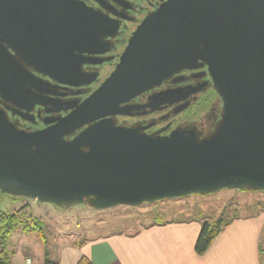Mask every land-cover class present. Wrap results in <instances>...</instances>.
Returning a JSON list of instances; mask_svg holds the SVG:
<instances>
[{"label":"water","instance_id":"95a60500","mask_svg":"<svg viewBox=\"0 0 264 264\" xmlns=\"http://www.w3.org/2000/svg\"><path fill=\"white\" fill-rule=\"evenodd\" d=\"M118 29L80 0H0V98L24 116L31 110L25 102L47 106V97L30 89L37 77L29 68L67 86L97 82L98 73L83 66L111 52L105 39ZM204 67L222 101L209 136L117 124L144 92ZM175 92L153 98L168 103ZM68 111L27 131L0 106V192L60 208L91 200L104 210L227 189L264 191V0H164L93 92L45 109Z\"/></svg>","mask_w":264,"mask_h":264},{"label":"flooded vegetation","instance_id":"af4514ba","mask_svg":"<svg viewBox=\"0 0 264 264\" xmlns=\"http://www.w3.org/2000/svg\"><path fill=\"white\" fill-rule=\"evenodd\" d=\"M87 6L101 12L106 18L119 25L114 38H106L111 43V52L92 57L96 64H84L83 71L98 73L97 82L84 87L67 86L36 73L35 85L30 89L47 97V106L33 105L30 113L24 116L17 106L0 100V106L7 111L10 120L20 129L36 131L47 127L50 117L65 116L68 112L48 114L45 109L55 108L60 104L83 101L112 72L128 40L137 26L164 0H80ZM86 56H88L86 54ZM109 59V60H108ZM36 87V89H35ZM38 89V90H37ZM168 103L156 101L153 97L164 91H174ZM133 109L130 115L117 116V124L138 128L147 134L168 135L177 128L195 129L201 137L212 134L222 114V101L216 93L207 69L185 70L167 78L160 86L152 88L130 102ZM8 106L10 108H8Z\"/></svg>","mask_w":264,"mask_h":264},{"label":"rangeland","instance_id":"374dc122","mask_svg":"<svg viewBox=\"0 0 264 264\" xmlns=\"http://www.w3.org/2000/svg\"><path fill=\"white\" fill-rule=\"evenodd\" d=\"M0 208L10 213L22 209L24 216L43 221L46 243L36 233L28 236L18 228L12 233L8 245L11 264H23L26 254L34 247L38 249L41 264L46 252L56 261L58 246L78 239L133 233L157 222L191 218L214 220L222 214L227 221L234 217H249L264 210V191L227 189L214 194L146 203L139 207L118 206L104 210H97L91 204L60 208L0 192ZM34 237L37 244L33 246L31 240Z\"/></svg>","mask_w":264,"mask_h":264},{"label":"crops","instance_id":"0c3cea01","mask_svg":"<svg viewBox=\"0 0 264 264\" xmlns=\"http://www.w3.org/2000/svg\"><path fill=\"white\" fill-rule=\"evenodd\" d=\"M202 223L197 218L157 222L133 233L78 239L58 246L56 261L58 264H80L81 259L90 264H261L264 210L235 219L216 237L207 252L199 255L195 245ZM31 241L33 246L37 244L35 237ZM46 255L47 252L41 264H45ZM27 257L32 258L33 264H40L36 247Z\"/></svg>","mask_w":264,"mask_h":264},{"label":"trees","instance_id":"16d2710c","mask_svg":"<svg viewBox=\"0 0 264 264\" xmlns=\"http://www.w3.org/2000/svg\"><path fill=\"white\" fill-rule=\"evenodd\" d=\"M91 200L87 201V204ZM22 210V209H21ZM4 212L0 208V264H11V258L9 253V239L12 233L21 228L24 232L36 233L44 243L45 233L43 221L41 219H33L26 217L22 214V211ZM237 217L227 221L223 218V214L214 220H203L202 227L198 239L195 245V251L199 255H203L207 252L216 237L227 228ZM159 223V222H158ZM262 261L264 264V249L261 250ZM80 264H90L86 259H81ZM45 264H58L49 258V254L46 255Z\"/></svg>","mask_w":264,"mask_h":264},{"label":"built area","instance_id":"2783aa9c","mask_svg":"<svg viewBox=\"0 0 264 264\" xmlns=\"http://www.w3.org/2000/svg\"><path fill=\"white\" fill-rule=\"evenodd\" d=\"M24 264H33V260H32V258L27 257V258L25 259Z\"/></svg>","mask_w":264,"mask_h":264}]
</instances>
